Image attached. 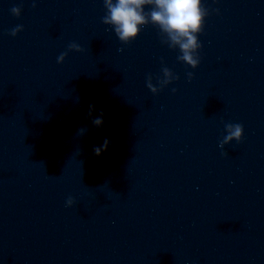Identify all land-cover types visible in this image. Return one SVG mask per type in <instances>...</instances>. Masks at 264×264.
<instances>
[{
	"label": "water",
	"instance_id": "obj_1",
	"mask_svg": "<svg viewBox=\"0 0 264 264\" xmlns=\"http://www.w3.org/2000/svg\"><path fill=\"white\" fill-rule=\"evenodd\" d=\"M33 2L0 0V264H264V0H205L196 69L103 0Z\"/></svg>",
	"mask_w": 264,
	"mask_h": 264
},
{
	"label": "clouds",
	"instance_id": "obj_2",
	"mask_svg": "<svg viewBox=\"0 0 264 264\" xmlns=\"http://www.w3.org/2000/svg\"><path fill=\"white\" fill-rule=\"evenodd\" d=\"M106 14L103 23L111 26L118 39L128 44L137 39L144 26L152 24L160 30L164 36L163 42L173 50H178V60L196 69L201 63L200 50L202 44L199 35L204 31L206 18L210 15L205 6V0H103ZM35 0L33 7H36ZM22 6H13L11 12L14 16L22 15ZM219 12V9L216 10ZM23 31V25L11 29L10 35L17 36ZM71 51L83 52L84 49L77 42H71L66 51L59 54L57 62L63 64ZM163 76L158 78V84L153 83V77L149 74L147 87L154 94H159L174 80H179L170 68L163 67ZM189 80L194 78L193 72H188ZM176 92L177 89H172ZM95 111V106H90L89 115ZM92 123L97 127L104 125L103 113L94 117ZM226 134L220 141V147L233 141L242 142L245 136L244 126L240 123H225ZM86 132L85 128L78 130L79 135ZM108 138L100 146L94 148L97 156L102 155L110 146ZM225 156L227 152L223 153ZM75 199L69 197L66 205L71 207Z\"/></svg>",
	"mask_w": 264,
	"mask_h": 264
}]
</instances>
